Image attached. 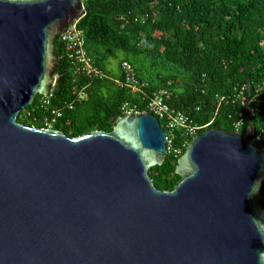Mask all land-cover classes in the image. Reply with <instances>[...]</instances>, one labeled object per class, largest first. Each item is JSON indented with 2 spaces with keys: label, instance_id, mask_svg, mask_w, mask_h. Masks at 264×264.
<instances>
[{
  "label": "water",
  "instance_id": "1",
  "mask_svg": "<svg viewBox=\"0 0 264 264\" xmlns=\"http://www.w3.org/2000/svg\"><path fill=\"white\" fill-rule=\"evenodd\" d=\"M83 0H0V264H259L264 148L208 129L160 191L168 134L130 112L110 133L69 138L18 121L58 76L56 41Z\"/></svg>",
  "mask_w": 264,
  "mask_h": 264
},
{
  "label": "trees",
  "instance_id": "2",
  "mask_svg": "<svg viewBox=\"0 0 264 264\" xmlns=\"http://www.w3.org/2000/svg\"><path fill=\"white\" fill-rule=\"evenodd\" d=\"M86 15L78 26L86 34V49L106 79H77L66 58L61 38L56 41L59 59L52 103L66 108L54 130L77 138L95 131L112 132L126 114L123 106L137 105L145 113L148 98L161 90L172 94L170 104L209 129L235 132L234 125L245 120L249 127L264 131V0H84ZM123 54L121 72L113 74L109 61ZM128 62L136 78L146 87L134 94L121 88L122 64ZM246 89L244 90L243 88ZM87 94V99H80ZM43 96L24 110L18 121L29 127L48 129V114L37 110ZM144 98H146L144 100ZM34 111V112H33ZM33 112L32 117L27 113ZM168 133L165 121H161ZM206 130L200 132L204 133ZM175 147L181 155H168L161 167L150 170L160 191H173L182 178L178 162L193 139L176 133Z\"/></svg>",
  "mask_w": 264,
  "mask_h": 264
},
{
  "label": "built area",
  "instance_id": "3",
  "mask_svg": "<svg viewBox=\"0 0 264 264\" xmlns=\"http://www.w3.org/2000/svg\"><path fill=\"white\" fill-rule=\"evenodd\" d=\"M84 1V0H83ZM80 21V20H79ZM75 22L70 26L64 35L60 36L62 43L66 48V58L71 63L74 75L77 79L86 77L89 79H106L108 76L99 67L95 66L93 59L89 56L86 45L87 39L85 31L79 28L78 23ZM122 71L124 73V79L117 81V84L121 88H127L131 90L134 94L142 93V90L146 87L145 84H141L135 74V70L131 64L124 62L122 64ZM244 90L246 89L243 88ZM52 96H43L36 105L37 110H43L48 114V117L44 120L48 129H53V127L64 118L66 108L69 110H74V105H67L64 109L54 108L52 103ZM172 94L168 90H161L155 93L153 96L148 98L147 110L160 121H165L168 129V151L169 154L172 153L176 158L181 155V150L175 147L176 133L183 132L188 138L194 139L203 130H208L212 123L205 126H201L194 122L187 114L176 110L170 104ZM80 99L86 100L87 94H81ZM146 98H144L145 100ZM137 105L131 106L126 103L122 111L127 114L130 112H137ZM253 109L250 105L246 107L245 116L242 117L235 125V132L242 133L245 120L248 118L249 114L253 113ZM34 112V111H33ZM33 112H28L27 116L32 117ZM250 127L247 133L250 131ZM243 134V133H242ZM254 141L264 148V131L257 132L254 135ZM189 142L183 145V147H188Z\"/></svg>",
  "mask_w": 264,
  "mask_h": 264
},
{
  "label": "rangeland",
  "instance_id": "4",
  "mask_svg": "<svg viewBox=\"0 0 264 264\" xmlns=\"http://www.w3.org/2000/svg\"><path fill=\"white\" fill-rule=\"evenodd\" d=\"M124 58L123 54H117L114 58L110 59L109 61V69L110 71L115 74L118 75L121 72L120 69V61Z\"/></svg>",
  "mask_w": 264,
  "mask_h": 264
},
{
  "label": "clouds",
  "instance_id": "5",
  "mask_svg": "<svg viewBox=\"0 0 264 264\" xmlns=\"http://www.w3.org/2000/svg\"><path fill=\"white\" fill-rule=\"evenodd\" d=\"M259 264H264V251L258 253Z\"/></svg>",
  "mask_w": 264,
  "mask_h": 264
}]
</instances>
